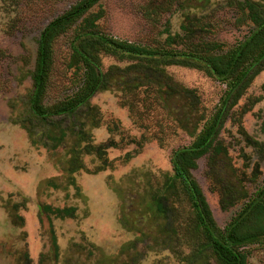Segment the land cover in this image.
<instances>
[{
	"label": "rangeland",
	"instance_id": "rangeland-1",
	"mask_svg": "<svg viewBox=\"0 0 264 264\" xmlns=\"http://www.w3.org/2000/svg\"><path fill=\"white\" fill-rule=\"evenodd\" d=\"M76 1L0 0V264H106V258L119 256L123 246L136 235L119 223L121 204L134 199L142 207L149 201L163 174L172 172V150L192 141L181 128L168 125L161 131L154 127L153 118L139 120L136 114L131 116L127 106L121 103L122 93L117 89L101 91L90 99L99 118L98 126H93L96 117L90 116L83 119L82 128L91 144L118 142V147L107 148L112 166L96 172L102 160L94 153H83V167L71 173L73 177L68 175V150L70 144L78 143L76 120L82 118L78 115L56 117L55 132L64 128L68 134L53 145L44 132L49 122L29 112V96L33 89L31 72L39 33ZM164 1L100 0L91 11L102 15L97 21L101 33L140 44L160 42L167 22L172 31L179 30L188 12L203 18L206 38L219 40L225 46L238 42L248 33V26L236 24L237 13L225 4L226 0H210L205 8L191 7L190 1L173 0L169 10L147 15L149 7ZM178 1L185 5H178ZM71 35L69 31L55 42L54 65L45 98L48 102L72 93L82 82L68 67ZM100 58L103 70L113 64H125L103 52ZM166 69L176 81L197 90L206 115L213 112L225 83L195 68L170 65ZM248 98H258V101L242 115V129L235 120L227 119L219 137L227 148L233 172L252 194L264 184V159L251 143L252 139L264 140L260 130L264 117V70L255 76L239 106ZM140 109L143 110L141 103ZM141 122L147 126L143 127ZM167 123L162 121L164 125ZM159 136L164 138V143L157 141ZM84 144L81 142L80 146ZM126 152L133 156L124 161ZM197 163L192 173L217 225L224 228L243 202L223 209L214 189V179L209 176L207 156L199 158ZM253 172L257 175L254 180ZM72 178L75 184H69ZM45 204L52 210L57 207L73 210L68 216L60 217L51 210L48 214L41 212ZM165 217L172 218L168 212ZM182 238L172 242L175 250L172 251L169 248L172 245H164V239L155 234L150 241L134 246L137 253L129 251L122 261L116 258L114 262L181 264V258L190 252L193 243L187 235ZM248 250L249 264H264V245L251 244ZM205 262L216 264L210 257Z\"/></svg>",
	"mask_w": 264,
	"mask_h": 264
},
{
	"label": "trees",
	"instance_id": "trees-1",
	"mask_svg": "<svg viewBox=\"0 0 264 264\" xmlns=\"http://www.w3.org/2000/svg\"><path fill=\"white\" fill-rule=\"evenodd\" d=\"M99 1L77 0L50 20L39 33L31 72L33 89L29 96V112L49 122V127L44 131L46 138L57 145L68 134L64 128L57 132L54 130L56 117L60 116L78 115L82 120L94 116L93 126H98L99 118L90 99L94 94L110 89L122 93L121 103L127 106L131 116L136 114L139 120L151 117L154 127L161 128V131L164 126H176L192 137L188 145L172 150V172L163 174L160 185L149 195V201L142 207L136 205L134 199L121 204L119 223L136 235L123 246L119 256L106 258V264H117L130 254L129 251L137 253L134 246L150 241L155 234L164 239V245H172L169 246L172 251H175L172 242H179L183 236L187 235L193 241L190 252L181 258V264H204L209 257L216 264H249V246L255 243L264 245V184L252 194L248 193L239 175L233 172L227 148L219 134L227 119L235 120L242 129V115L258 101V98H248L241 106L238 104L255 76L264 70V0L225 1L237 13L236 24L249 27L243 39L229 46L206 38L205 21L190 12L184 14L177 31H172L167 22L163 28L165 35L157 43L140 44L104 35L98 30L97 23L102 17L101 13L91 11ZM188 1L194 8H205L210 2L186 0V3ZM172 3L173 0H165L149 7L147 15L169 10ZM178 5L183 6L185 2L179 4L178 1ZM69 31H72V35L68 67L78 74L82 82L72 93L48 102L45 98L54 65V45L59 37ZM101 52L125 64H113L103 70ZM170 65L195 68L225 83L213 112L206 115L197 90L176 81L167 72L166 67ZM82 120H76L78 143L70 144L68 150L70 176L83 167V153H94L102 160L96 172L112 166V160L107 157V148L118 147V142L113 140L107 144H91L82 128ZM163 120L168 123L162 124ZM260 130L264 133V117ZM241 133L251 139L244 130ZM142 139H146V136ZM157 141L162 144L164 138L159 136ZM251 141L264 159V140ZM81 142L85 144L80 146ZM131 156L126 152L124 161ZM203 156H207L209 176L214 179L213 185L219 194L221 207L226 209L238 201L243 202L224 228L217 225L204 192L192 173L198 159ZM256 177L253 172L252 180ZM69 184H75L74 178ZM49 210L65 217L73 208L57 207L52 210L47 204L41 206V212L47 213ZM167 212L172 217L169 220L165 217ZM116 258L120 261L115 263Z\"/></svg>",
	"mask_w": 264,
	"mask_h": 264
},
{
	"label": "built area",
	"instance_id": "built-area-1",
	"mask_svg": "<svg viewBox=\"0 0 264 264\" xmlns=\"http://www.w3.org/2000/svg\"><path fill=\"white\" fill-rule=\"evenodd\" d=\"M223 85H224V83H223Z\"/></svg>",
	"mask_w": 264,
	"mask_h": 264
}]
</instances>
